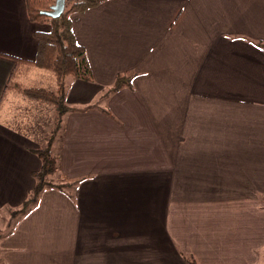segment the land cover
Here are the masks:
<instances>
[{
	"label": "crops",
	"instance_id": "obj_1",
	"mask_svg": "<svg viewBox=\"0 0 264 264\" xmlns=\"http://www.w3.org/2000/svg\"><path fill=\"white\" fill-rule=\"evenodd\" d=\"M73 19L94 81L65 79L72 110L50 177L73 186L12 216L58 111L3 103L18 60L37 57L35 33L50 30L25 0H0V264H260L264 0H109ZM121 74L132 86L105 97ZM35 75L56 90L53 73Z\"/></svg>",
	"mask_w": 264,
	"mask_h": 264
},
{
	"label": "trees",
	"instance_id": "obj_2",
	"mask_svg": "<svg viewBox=\"0 0 264 264\" xmlns=\"http://www.w3.org/2000/svg\"><path fill=\"white\" fill-rule=\"evenodd\" d=\"M29 20L36 24H49V32H36L38 40V53L35 60H18V67L12 73L3 95V103L8 96H23L31 101L44 102L54 105L58 111L55 130L48 139L45 147L34 150L42 161L40 172L35 173L37 185L25 205L13 211L12 216H19L31 208L37 202L46 189H58L64 191L72 188L73 183L54 184L51 175L58 170V158L53 152L55 138L61 128V120L65 113L72 109L66 105L67 88L65 79L68 77L94 81L93 70L89 62L86 48L80 45L73 33V15L84 14L97 8L109 0H67L63 15L57 19H51L43 14L51 11L56 0H25ZM264 51V44L254 42ZM34 68L50 72L55 75L56 90H48L44 87H35L27 83V79ZM135 74H121L117 77L114 85L108 89L105 97L110 93L117 92L125 87H131ZM1 109V108H0ZM188 264H198L190 255H183Z\"/></svg>",
	"mask_w": 264,
	"mask_h": 264
},
{
	"label": "rangeland",
	"instance_id": "obj_3",
	"mask_svg": "<svg viewBox=\"0 0 264 264\" xmlns=\"http://www.w3.org/2000/svg\"><path fill=\"white\" fill-rule=\"evenodd\" d=\"M39 26V25H38ZM44 26V25H43ZM51 29V26L49 24H46L44 27H42V30H46V31H49ZM34 72H32L30 75L33 76L31 77V79H28L27 80V83H29L30 85L32 86H46L47 88H50L51 87V84L49 82V79L47 78L45 81L41 80L40 78H38L39 75H35L42 72V70L40 69H37V68H34ZM47 82V83H46ZM26 99V98H25ZM16 113V112H15ZM44 113V122L45 123H48L49 120L51 119V116L49 114V112H43ZM17 118V117H16ZM55 130V129H54ZM52 134V133H51ZM56 139V138H55ZM264 198V197H263ZM263 202H264V199H263ZM5 230H7L8 232L10 231V228L7 226L6 224V227H5ZM260 256V259H261V263L260 264H264V249L261 251V253L259 254Z\"/></svg>",
	"mask_w": 264,
	"mask_h": 264
},
{
	"label": "water",
	"instance_id": "obj_4",
	"mask_svg": "<svg viewBox=\"0 0 264 264\" xmlns=\"http://www.w3.org/2000/svg\"><path fill=\"white\" fill-rule=\"evenodd\" d=\"M66 1L67 0H56L51 11H45L43 14L50 17L51 19L60 18L66 9Z\"/></svg>",
	"mask_w": 264,
	"mask_h": 264
}]
</instances>
